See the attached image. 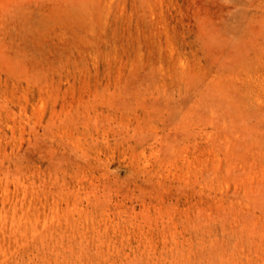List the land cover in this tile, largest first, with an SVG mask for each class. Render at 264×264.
Masks as SVG:
<instances>
[{"label": "rangeland", "instance_id": "obj_1", "mask_svg": "<svg viewBox=\"0 0 264 264\" xmlns=\"http://www.w3.org/2000/svg\"><path fill=\"white\" fill-rule=\"evenodd\" d=\"M0 264H264V0H0Z\"/></svg>", "mask_w": 264, "mask_h": 264}, {"label": "bare ground", "instance_id": "obj_2", "mask_svg": "<svg viewBox=\"0 0 264 264\" xmlns=\"http://www.w3.org/2000/svg\"><path fill=\"white\" fill-rule=\"evenodd\" d=\"M40 21V20H39Z\"/></svg>", "mask_w": 264, "mask_h": 264}]
</instances>
